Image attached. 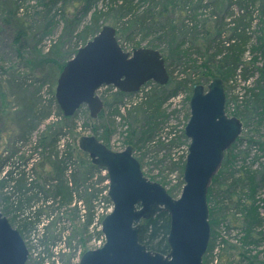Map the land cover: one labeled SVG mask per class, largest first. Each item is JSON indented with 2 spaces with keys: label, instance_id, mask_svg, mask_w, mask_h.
<instances>
[{
  "label": "rangeland",
  "instance_id": "1",
  "mask_svg": "<svg viewBox=\"0 0 264 264\" xmlns=\"http://www.w3.org/2000/svg\"><path fill=\"white\" fill-rule=\"evenodd\" d=\"M88 1L91 11L88 15H85L83 14L84 0H32L29 4L34 6V10H31L29 16H31L30 20L37 35V38L31 41V45L36 46L34 52L43 56L49 52L52 46L58 45L56 49L59 48L61 53L66 56L73 54L86 44L87 34L91 30H95L97 27L101 30L106 25L117 29V38L122 34L121 40L118 41L124 46V50L128 52H131L134 48H150L149 45L162 35V31L158 27L149 23L146 24V28H143V26L129 21L130 17H120L116 13L118 8L113 5V0ZM43 2L49 4L50 10L44 7ZM135 2L139 10L132 17L137 16L138 18L145 14V10L151 5V0L147 4L141 3L142 0H136ZM75 4L79 7L76 8ZM197 6L198 3L194 2L191 7L195 14L203 15L209 12L206 9L202 10L204 4L200 6L199 12ZM259 11L263 14L256 12L253 27L248 31L249 36L254 37L256 31L264 28V11L262 9ZM38 12L40 13L38 14ZM75 18L80 20L78 25L71 21L68 27L66 22L69 20L67 19L75 20ZM204 18L200 17V20ZM94 20H97V22H94ZM127 21H129L128 26L130 27L124 25ZM126 27L128 30L124 33L123 28ZM13 36L14 32L2 26L0 22V159L4 160L14 155L17 158V163L22 168L26 167L25 170L30 173L34 182L44 184L43 181L47 178L51 165L45 159L47 154L44 150L37 149L35 143L38 141L39 134L48 124L56 123L59 120L57 115L59 106L55 98L58 79L53 82V80L44 77L40 66L41 70H34V74H31L32 69L26 63L28 61L21 58L16 51L17 47L13 43ZM162 44L168 48L169 43ZM253 44L247 46L237 76L228 82L225 81L227 113L229 116H234L238 111V107L258 111L253 112V114L252 112L248 113V111L246 119L242 121L241 143H237L238 148L234 151L237 157L231 165L236 170L237 176L241 174L239 171L250 172L251 174L261 172L260 175L264 174V44L263 46L259 45L255 50L252 47ZM28 51V48L25 49V52ZM24 55L26 54L24 53ZM193 58H198L197 65H202L206 61V58L197 55H194ZM183 61H186L183 62L184 64L191 63L186 59ZM175 65L172 67L173 73L169 71L170 82L180 81L185 77H191L193 80L201 77L199 75L201 74L200 71L193 72L187 68L186 71L184 68L186 64L184 66L181 64ZM8 75L25 77L32 75L29 77L30 93L36 94L43 104L50 106V110L53 112L51 118L34 131L31 136V143L21 145L18 152L16 149L23 139L18 140L19 135L15 127L19 103L10 94L9 85L6 82L9 78ZM210 82L211 80H203L201 84L207 87ZM154 85L157 84L149 82L139 92L120 99L113 98L115 92L113 86L101 87L97 94L104 101V115L101 118H91L90 111L85 105L77 111L78 119L76 122H78V128L75 130L79 134V136H76L77 143L83 135H97L113 151H123L132 140L131 142L134 143V156L140 161L145 176L151 181L162 184L168 192H173L171 195L175 199H178L184 187L181 184L183 180L181 166L183 162H186L190 145V140L185 135V128L191 116L190 99L193 91L191 92L190 89L192 85L187 84L188 86L182 89L177 97L165 103L158 115L149 114L147 116L140 109H134V105L145 101L147 94H156L152 91ZM157 93L162 94L160 91ZM257 95H259L258 98L255 97ZM53 98H55L56 104L53 103ZM256 100H259L258 103L255 102ZM106 102L110 106L106 105ZM117 110H119V114H117ZM115 115H117V119L114 118ZM66 129L67 138H65V143H68L70 134L68 132L69 128ZM72 143H74L73 139ZM66 148L67 146H62L60 149L64 150ZM32 153L33 157L31 156ZM87 165L89 164L86 160L74 164V166L82 168H87ZM9 170L10 164L1 170L0 180ZM106 174L107 171L105 170L101 173L103 176ZM98 179L99 175L97 174L95 181ZM28 182L30 183L31 180ZM107 185H109V181L96 187L102 188V186ZM13 192L12 186H6L3 191H0V210L14 228L22 232L30 252L27 264H79L83 253L103 246L105 236L102 233V220L106 212L110 213L112 211V202L108 204L104 201V204L102 200L96 198L93 221L87 232L82 229V224L87 219L79 220L80 217L78 218L77 214L85 216L88 210L85 203L77 201H74L71 205H64L63 210L54 211L53 216L47 215L48 208H44L46 212L41 215L40 219L37 218L40 223L36 230L35 227L26 224L25 218L27 217L24 216V212L22 213L23 203L20 204V200H17L19 194L16 193L15 195ZM107 193V191L104 192L105 195ZM217 195L216 192L211 203L213 209L216 208L214 202L218 199ZM255 198L260 216L264 220V187L259 188ZM218 200H222V196L219 195ZM237 200L238 196H235L233 201L237 202ZM76 207L79 209L74 210ZM235 210L229 211L226 216L224 212L221 214L217 210L215 219L213 217V221L217 222L216 219L218 218L220 224L217 229L218 239L214 254H227L228 252L223 251V248L234 245L236 246L235 250H229L232 253L229 258L231 264H250V262H252L251 264H264V236L263 239L261 238V234L264 235V223L256 231L260 233L259 236L257 235L259 244H246L243 242L245 232L244 216L239 215L241 212L239 209L237 211L239 214L234 215ZM61 212L62 214H60ZM52 222H56L57 225L47 232L46 228ZM61 228L64 229V232L59 236L58 232ZM44 232L45 236H56V238L49 239L48 237L49 240L47 241ZM42 235L43 238L40 237ZM70 237L72 245L68 246L64 242L68 241ZM243 254L250 259L244 258ZM229 260L227 261L229 262ZM217 263L215 259L213 264Z\"/></svg>",
  "mask_w": 264,
  "mask_h": 264
},
{
  "label": "trees",
  "instance_id": "2",
  "mask_svg": "<svg viewBox=\"0 0 264 264\" xmlns=\"http://www.w3.org/2000/svg\"><path fill=\"white\" fill-rule=\"evenodd\" d=\"M135 1L113 0V5H116L118 8L116 13L123 18L130 17L129 21L143 26V28H146V24L149 23L162 31V35L156 41H153L149 47L160 50L166 60L169 71L173 73L172 67L176 66L175 64H181L182 66L186 64L184 66L185 69H191L193 72L200 71L201 73L199 74L201 77L198 79L193 80L191 77H185L180 81H171L166 86L154 85L152 91L156 92V94H147L145 101L134 105V109H140L147 116L149 114L158 115L164 104L168 103L170 99L177 97L180 91L188 86L187 84L192 85L190 89L192 92L194 86L201 84L203 80L212 81L213 78L220 77L224 82H228L237 76L242 59L247 51V46L254 43L252 47L255 50L259 45L263 46L264 44V28L256 31L254 37L248 35V31L253 27L256 12H261L259 11L261 9L264 11V0H151V5L145 10V14L138 18L137 16L132 17L139 10ZM31 2L32 0H0V22L2 26L14 32L13 43L17 47L16 51L21 58L28 61L26 63L32 69L31 74H34V70H41V67L43 76L54 82L57 81L66 63L74 57L78 50L66 56L61 53L59 48L56 49L57 45L52 46L49 52L43 56L34 52L36 46H32L31 41H34L37 35L30 20L31 16H29L31 10H34V6L29 4ZM147 2L149 0H142L141 3L147 4ZM194 2L198 3V12L202 4H204L202 10L206 9L209 12L203 15L195 14L191 8ZM44 7L50 10L49 4L45 3ZM75 7L78 8L79 6L75 4ZM83 7V14L88 15L91 11L88 0H84ZM200 17L205 18L200 20ZM78 18H75V20L67 19L69 20L66 22L67 26L69 27V22L71 21L78 25L80 22V18ZM129 21L124 23V25L128 26ZM94 22H97V20H94ZM123 29L124 33L128 30L127 27ZM99 32V27L91 30L87 34V41L93 39ZM121 37L122 34L118 37L119 41ZM162 43H169L168 48ZM120 45L125 49L121 43ZM27 48L29 51L25 52ZM194 55L204 57L206 61L202 65H197L198 58L194 59ZM184 59L191 63L184 64L183 62H186L183 61ZM31 76L10 75L6 80L9 85L10 94L19 103V110L15 118V127L19 135L18 140L23 139L20 146L16 149L17 152L21 148V145H29L28 143H31V136L34 131L49 120L53 114L50 106L43 104L36 94L30 93L29 77ZM113 90L115 91L113 98L120 99L132 95L115 89ZM159 91L162 93L161 95L157 93ZM255 97L258 98L259 95ZM258 101L256 100L255 102L258 103ZM53 103L56 104L55 98H53ZM106 105L110 106L108 102H106ZM116 112L119 114V110ZM247 112H252L253 114V112L258 111L247 110L245 107L240 109L238 107V111L234 117L244 121L247 117ZM57 115L59 120L56 123L48 124L39 134L38 141L35 144L37 145V149H42L47 154V158L45 159L51 165L50 171L56 175L58 182L48 184L50 179H45L43 181L44 184L34 182L30 173L25 170L26 167L22 168L17 163V158L13 155L4 160L0 159V170L5 169V166L10 164V170L0 180V191H3L6 186H12L13 194L16 195L18 193L19 195L17 196L19 199L17 200H20V204L23 203L22 206L24 209L22 208V213L24 212V216L27 217L25 218L26 224L35 227L36 230L40 223V220H37V218L39 217L40 219L41 215L46 212L42 207L49 200L52 199L53 201L47 210V215L49 216H53L54 211L63 210L64 205H71L74 201L83 202L87 207L88 213L85 216L77 215L78 218L80 217L79 220L87 219L82 224V229L84 232H87L93 221V210L95 209L94 204L96 203V198L108 204L111 202L108 195L104 194L105 191L108 192L109 185L106 187L102 186V188L96 187L109 181V177L108 174L101 175L104 169L96 166L90 156L79 149L76 137L79 134L75 132L78 128V122H76L78 119L77 114L73 117H65L58 107ZM103 115L104 112L102 111L98 118H101ZM114 118L117 119V115ZM66 128H69L68 132L70 136L68 137V143H66L67 148L61 150V145L63 146L61 141L67 138ZM134 138L136 139L135 135ZM72 139L75 145L74 147L72 146ZM99 140L102 141L101 139ZM131 141L128 144L133 146L134 143ZM237 143H241V137L226 152L223 164L209 187L208 203L211 213L210 222L212 231L208 251L204 257V264H213L215 259L218 262L217 264H231L229 258L232 256V253L229 250L234 251L236 248V246H229V244V247L223 248V251L228 252V256L227 254H214L218 239L217 229L220 226L218 218L216 219L217 222L213 221L217 210L221 214L224 212L225 216L229 211L234 209H236L234 215H238V209L241 210L239 215L242 214L244 216L243 221L245 224L243 242L246 244H259L257 235L259 236L260 233L256 231L263 225L264 220L260 216L255 197L259 188L264 187V174L260 175L261 172L259 174L258 172L251 174L250 172L239 171L241 174L237 176L236 170H234V167H231L235 157H237V154L234 152L238 148ZM31 156L33 157V153ZM11 159L13 163L10 161ZM81 160L88 161L89 165H87V168L74 166V164L76 165ZM12 164L15 165L12 167ZM184 166L185 163L183 162L181 166L182 171H184ZM69 171L73 172L71 176L67 175ZM97 174L99 175V179L95 181ZM29 180H31L30 183L28 182ZM181 184L184 186L185 183L183 180ZM169 192L170 194L173 193L171 191ZM216 192L218 193L217 198L219 199L220 195L222 196V200H215L216 208L213 209L211 203ZM235 196H238L237 202L233 201ZM229 201L231 202L229 203ZM75 209L78 210L79 208L76 207ZM170 222V216L166 212L158 213L148 220H143L140 231V242L146 245L149 250L163 254L169 253L168 235ZM56 225V222H52L50 226H47V232L56 227ZM63 232L64 229L61 228L58 235H62ZM261 235L263 239L264 235ZM40 237L43 238V235ZM48 237L49 239L56 238V236ZM48 237L45 236L47 241L49 240ZM64 243L71 246V237ZM243 256L248 260L250 259L245 254Z\"/></svg>",
  "mask_w": 264,
  "mask_h": 264
},
{
  "label": "water",
  "instance_id": "3",
  "mask_svg": "<svg viewBox=\"0 0 264 264\" xmlns=\"http://www.w3.org/2000/svg\"><path fill=\"white\" fill-rule=\"evenodd\" d=\"M149 82L159 86L170 82L162 53L153 48L126 52L117 29L106 25L66 63L55 98L65 117H73L85 105L96 119L105 106L97 94L101 87L134 94ZM190 112L185 128L190 140L185 185L178 199L145 176L132 145L113 151L94 135L79 138V149L107 171L108 197L113 203L102 220L103 246L83 253L79 264H204L211 240L209 187L226 152L241 137L243 124L227 113L225 82L220 77L207 87L194 86ZM161 212L168 213L171 221L167 254L140 242L142 221ZM29 254L23 235L0 210V264H27Z\"/></svg>",
  "mask_w": 264,
  "mask_h": 264
},
{
  "label": "flooded vegetation",
  "instance_id": "4",
  "mask_svg": "<svg viewBox=\"0 0 264 264\" xmlns=\"http://www.w3.org/2000/svg\"><path fill=\"white\" fill-rule=\"evenodd\" d=\"M99 90H100V89H99ZM101 113H102V112H101ZM61 143L66 144L64 139L61 141ZM63 146L65 147L66 145H63ZM72 146H73V147L75 146L74 143H72ZM61 147H62V145H61ZM0 173H1V170H0ZM71 174H73L72 171L67 172V175H68V176H71ZM1 179H2V178H1ZM46 179H47V180L50 179V180L48 181V184H55V183L58 182L56 175H55V174H52L50 170H49V173H47V178H46ZM48 187H49V185H48ZM105 187H106V186H105ZM52 203H53V201H52V199H51V200H49V202L45 203V204L43 205L42 208H48L50 205H52ZM102 203H104V202H102ZM74 204H75V203H74ZM104 204H105V203H104ZM41 205H42V204H41ZM102 209H103V208H102Z\"/></svg>",
  "mask_w": 264,
  "mask_h": 264
},
{
  "label": "built area",
  "instance_id": "5",
  "mask_svg": "<svg viewBox=\"0 0 264 264\" xmlns=\"http://www.w3.org/2000/svg\"><path fill=\"white\" fill-rule=\"evenodd\" d=\"M106 214H107V212H106Z\"/></svg>",
  "mask_w": 264,
  "mask_h": 264
}]
</instances>
